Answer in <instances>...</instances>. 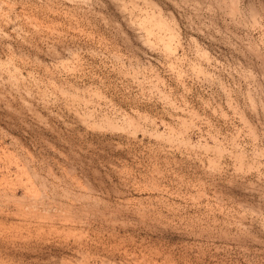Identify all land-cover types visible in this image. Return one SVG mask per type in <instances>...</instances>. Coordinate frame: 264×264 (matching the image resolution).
Instances as JSON below:
<instances>
[{"label":"rangeland","instance_id":"1","mask_svg":"<svg viewBox=\"0 0 264 264\" xmlns=\"http://www.w3.org/2000/svg\"><path fill=\"white\" fill-rule=\"evenodd\" d=\"M0 264H264V0H0Z\"/></svg>","mask_w":264,"mask_h":264}]
</instances>
